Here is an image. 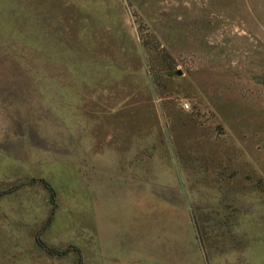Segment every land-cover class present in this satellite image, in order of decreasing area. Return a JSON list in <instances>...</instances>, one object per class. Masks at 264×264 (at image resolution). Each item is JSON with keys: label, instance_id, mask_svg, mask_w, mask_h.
<instances>
[{"label": "rangeland", "instance_id": "obj_1", "mask_svg": "<svg viewBox=\"0 0 264 264\" xmlns=\"http://www.w3.org/2000/svg\"><path fill=\"white\" fill-rule=\"evenodd\" d=\"M0 264H264V0H0Z\"/></svg>", "mask_w": 264, "mask_h": 264}, {"label": "trees", "instance_id": "obj_2", "mask_svg": "<svg viewBox=\"0 0 264 264\" xmlns=\"http://www.w3.org/2000/svg\"><path fill=\"white\" fill-rule=\"evenodd\" d=\"M43 183H44V186L50 191V195H52L53 196V190H52V188L50 187V185H49V183L47 182V181H45V180H43L42 181ZM46 248V247H45ZM47 250V249H46ZM49 252V251H48Z\"/></svg>", "mask_w": 264, "mask_h": 264}, {"label": "built area", "instance_id": "obj_3", "mask_svg": "<svg viewBox=\"0 0 264 264\" xmlns=\"http://www.w3.org/2000/svg\"><path fill=\"white\" fill-rule=\"evenodd\" d=\"M183 106H185V107H186V106H187V103H186V102H184V103H183Z\"/></svg>", "mask_w": 264, "mask_h": 264}, {"label": "water", "instance_id": "obj_4", "mask_svg": "<svg viewBox=\"0 0 264 264\" xmlns=\"http://www.w3.org/2000/svg\"><path fill=\"white\" fill-rule=\"evenodd\" d=\"M178 72V71H177Z\"/></svg>", "mask_w": 264, "mask_h": 264}]
</instances>
